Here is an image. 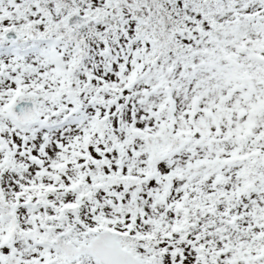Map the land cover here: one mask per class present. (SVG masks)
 Masks as SVG:
<instances>
[{"label": "snow or ice", "instance_id": "obj_1", "mask_svg": "<svg viewBox=\"0 0 264 264\" xmlns=\"http://www.w3.org/2000/svg\"><path fill=\"white\" fill-rule=\"evenodd\" d=\"M0 264H264V0H0Z\"/></svg>", "mask_w": 264, "mask_h": 264}]
</instances>
